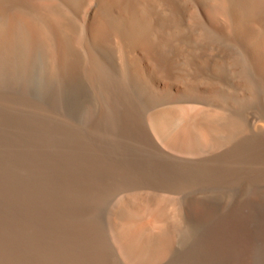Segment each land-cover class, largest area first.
<instances>
[{"label":"bare ground","instance_id":"1","mask_svg":"<svg viewBox=\"0 0 264 264\" xmlns=\"http://www.w3.org/2000/svg\"><path fill=\"white\" fill-rule=\"evenodd\" d=\"M188 234L264 256V0H0V264H167Z\"/></svg>","mask_w":264,"mask_h":264},{"label":"rangeland","instance_id":"2","mask_svg":"<svg viewBox=\"0 0 264 264\" xmlns=\"http://www.w3.org/2000/svg\"><path fill=\"white\" fill-rule=\"evenodd\" d=\"M225 195L237 197V189H231ZM219 201H221V199ZM196 239L198 241V237H196ZM180 241H182L179 242L180 251H177L173 258L171 257L169 260L165 261L167 264H198L200 260H203L202 258L199 259V257H201V251L197 250V243L199 242H195V234L183 236ZM257 258L258 260L255 264H264V256H257Z\"/></svg>","mask_w":264,"mask_h":264}]
</instances>
